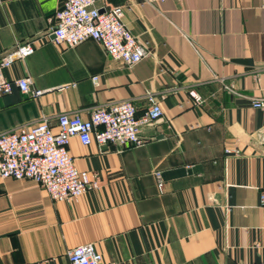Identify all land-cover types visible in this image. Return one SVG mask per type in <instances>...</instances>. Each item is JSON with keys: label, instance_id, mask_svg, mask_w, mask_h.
<instances>
[{"label": "crops", "instance_id": "obj_1", "mask_svg": "<svg viewBox=\"0 0 264 264\" xmlns=\"http://www.w3.org/2000/svg\"><path fill=\"white\" fill-rule=\"evenodd\" d=\"M65 1L0 0V58L36 46L1 75L43 91L0 95V133L128 100L141 116L148 94L163 115L142 147L72 138L77 168L99 181L78 198L54 202L31 180L0 177V264H70L88 244L119 264H264V109L252 104L264 100V0H106L148 46L132 68L93 40L57 43Z\"/></svg>", "mask_w": 264, "mask_h": 264}, {"label": "built area", "instance_id": "obj_2", "mask_svg": "<svg viewBox=\"0 0 264 264\" xmlns=\"http://www.w3.org/2000/svg\"><path fill=\"white\" fill-rule=\"evenodd\" d=\"M106 0H66L56 14V25L51 34L55 41L74 48L87 40L100 44L111 59L127 67H134L149 55L147 44L139 39L124 23V6L103 3ZM148 3L165 0H145ZM182 1V0H179ZM264 8V2H263ZM36 51L35 41L18 44L0 58V95L10 94L14 87L23 94L37 98L41 90L31 87L29 78L7 81L2 68L23 61ZM96 81V78H95ZM191 97L197 106L204 104L203 97L194 89ZM148 109L139 116L133 100L98 106L90 117L62 114L54 126L43 117L36 124L13 132L0 133V177L31 180L43 188L54 202L78 198L99 181L87 171L77 168L70 153V141L77 137L83 145L97 143L104 147H142L147 139L142 136L145 127L155 125L163 115L159 99L154 94L146 96ZM253 107L264 109L263 99H253ZM230 153V149L227 150ZM238 153V151H236ZM158 187L164 188L161 172L155 173ZM260 206L264 215V190ZM70 264H119L106 261L94 245L88 244L69 252Z\"/></svg>", "mask_w": 264, "mask_h": 264}]
</instances>
